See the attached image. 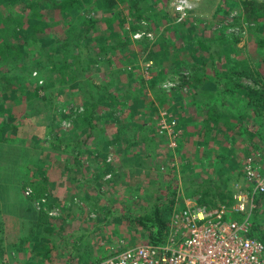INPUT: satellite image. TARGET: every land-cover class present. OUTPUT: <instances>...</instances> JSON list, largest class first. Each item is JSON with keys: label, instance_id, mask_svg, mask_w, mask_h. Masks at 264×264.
Wrapping results in <instances>:
<instances>
[{"label": "rangeland", "instance_id": "rangeland-1", "mask_svg": "<svg viewBox=\"0 0 264 264\" xmlns=\"http://www.w3.org/2000/svg\"><path fill=\"white\" fill-rule=\"evenodd\" d=\"M181 1L188 5L183 17L177 11ZM243 1L234 0V4H228L226 0H160L156 5L158 9L152 11L159 16L145 15L140 23L132 22L125 5L122 16L127 19L126 34L123 33L122 40L118 41L116 52H109L108 61L91 66L86 62L89 57L85 53L86 48H78L77 52L87 71V74L83 73V78L80 77L77 81L78 87L85 93L89 92L84 81L86 76L103 82L105 91L112 92L122 106V110L119 109L122 120L106 118L105 123L101 124L89 139V148L86 150L90 155L83 160L86 164L83 168H78L69 155L32 145L35 136L37 139L34 144L43 136L45 121L42 122L40 117L30 118L35 110L24 95L19 96V113L16 114L12 128L13 140L10 139L8 144L36 150L41 153L42 161L39 163L40 172L35 175L33 165H29L30 170H24L18 167L19 164L15 163L14 159H1L4 167L0 168V181L5 180L8 185L0 188V264H94L106 257L116 256L151 242L154 232L151 231L154 225L153 208L156 205L163 208V217L168 223L166 241L174 238L173 234L171 235V221L174 216L185 206L190 207L193 201L196 203L195 201L201 198L185 197L181 183L182 175L169 174L167 169L164 170L165 166L160 167L164 162L173 166V160L178 164L179 172H182L178 163L179 156L173 151L177 146L178 123L176 125V118L170 110L161 108L158 97L166 95L186 72L183 67H179L175 68L179 72L173 73L168 66L147 60L148 55L159 39L166 37L165 42H173L176 52L183 53L187 42L199 37L211 38L219 35L221 28L228 39L237 40V59H247L251 64L262 63L264 56L259 53L258 38L250 33L251 26L242 13ZM142 6L145 7L146 4L143 3ZM92 8L93 6H88L86 11H91ZM166 14L169 17L166 18ZM159 17L161 19H157ZM63 19L67 27L73 21L72 17ZM133 25L137 27L134 29ZM101 27L106 29L104 23ZM173 27L179 30L176 31ZM108 47L111 49V46ZM218 49L219 47L214 45L211 53L218 52ZM179 58V61H184L182 56ZM215 59L217 60L216 57ZM217 63L222 70L223 63ZM80 71L84 72L83 68L79 73ZM161 71L167 72L163 79H159ZM20 73L21 71L18 76L21 81L26 80ZM32 77L33 79L26 80L29 88L34 87L37 73ZM68 77L70 74L66 70L61 89L69 87ZM154 79L157 80L155 90L151 88ZM128 85L134 89H127ZM27 90L31 93V89ZM40 95L43 97L44 92ZM122 95H130V98H123ZM137 95H142L144 99ZM50 98L43 101L44 105L51 106L50 108L54 107L55 102L61 101L59 95H50ZM0 99L3 104L13 105L10 102L11 94H0ZM32 103L37 105L35 100ZM182 104L185 114L190 115L193 108L191 103L187 99L182 101ZM73 105V109L81 106L76 102ZM152 105L158 108L157 114L152 110ZM100 108L97 107V111ZM130 112H133L132 115ZM154 120L158 121L156 125L159 128V136H163L166 131L167 137L161 139V142H156L153 148L147 149L144 140L151 138L148 134L154 127ZM164 123L171 125L170 130H162ZM68 124L66 122L64 125ZM129 124L133 125V129L131 126L125 127ZM138 126L143 128L139 129ZM9 134L10 132L7 135ZM114 137L120 139L122 144L107 147V141L111 143ZM129 143L133 146L128 153ZM261 147L263 150L259 153V159L263 160L260 167L264 173V145ZM170 149L176 159L168 155ZM237 152L239 155L237 153L233 156L235 163H230V168L232 165L235 167L224 179L230 182L227 188L234 192V195L240 189L251 192L253 188L242 176L243 164L247 161L243 159L246 149H238ZM22 157L29 160L26 156ZM215 157L216 155L212 158ZM104 159L106 164L111 163L115 167L117 173L103 172ZM203 167L204 165L194 174L199 181L207 180L208 175L213 172ZM164 172V176L160 175ZM188 179H191V176ZM219 182L224 184L222 179ZM172 186H178L176 192L181 197L176 198L175 204H172L170 197ZM234 195L232 203L235 202ZM254 205L250 227L253 229L255 222L264 234V203L259 206L257 198ZM227 216L237 222H243L247 218L246 214L229 213ZM37 246L40 248L38 253L42 256H35Z\"/></svg>", "mask_w": 264, "mask_h": 264}, {"label": "trees", "instance_id": "trees-1", "mask_svg": "<svg viewBox=\"0 0 264 264\" xmlns=\"http://www.w3.org/2000/svg\"><path fill=\"white\" fill-rule=\"evenodd\" d=\"M159 1L0 0V94H11L10 102L13 104L8 106L0 99V168L4 167L1 159L7 157L16 160L18 167L24 170H30L29 165H33L35 175L40 172L41 153L25 146L21 148L8 144L10 139L13 140L12 128L13 122L16 121L20 95H24L35 110L33 115H29L30 118L40 117L42 122L45 121L43 136L34 144L37 139L35 136L32 145L69 155L78 168L86 165L83 160L90 155L86 150L89 148V139L93 137L96 129L105 123L106 118L122 120L119 112L122 106L112 92L105 91L103 82L86 76L84 81L89 92L85 93L78 87L77 81L80 77L83 78L81 75H86L87 71L77 50L86 48L85 53L89 55L86 62L91 66L105 63L108 61L109 52H116L118 41L122 40L123 33L126 34L127 19L122 16L125 5L132 22L140 23L145 15L159 16L152 12L158 9L156 5ZM226 1L228 4H234V0ZM143 3L146 4L145 7L142 6ZM88 6H93L91 11H86ZM242 8V13L251 26L250 33L258 38L259 53L264 56V0H244ZM167 14L166 18L169 17ZM64 17L73 18L70 28L65 25ZM102 23L106 29L101 27ZM134 25L132 27L135 29L137 26ZM173 29L179 30L176 27ZM219 30L220 34L211 38L199 37L187 42L183 53L176 52L173 42H165L166 37L159 39L147 59L164 67L168 66L173 73L179 72L175 69L179 67H183L186 72L166 95L158 97L161 108L170 110L176 118V125L178 123L177 146L173 151L179 156L178 163L182 172H179L178 164L173 160V166L164 162L160 167L165 166L164 170L167 169L169 174L182 175L181 183L185 197L201 198L196 200V203L193 201L192 206H185L178 214L198 207L214 209L219 205H228L229 213H232L230 206L235 203H232L234 192L227 188L230 182L224 179L235 167L232 165L230 168V163H235L234 154L238 153V149H246L243 159L252 158L259 165L260 162L263 163V160L259 159V153H262L261 146L264 145V61L251 64L247 59H237V40L228 39L224 31L222 32L221 28ZM214 45L219 47L218 52L211 53ZM108 46H111V49H108ZM180 56L184 58L183 62L179 61ZM217 61L223 63L222 70ZM81 68L84 72L79 73ZM66 70L70 74L67 78L69 87L61 89ZM20 71L26 80L33 79V74L37 73L34 87L29 88L26 80L21 81L18 76ZM166 73L161 71L159 79L165 78ZM156 85L157 80L154 79L151 88L155 90ZM27 89H31V93H28ZM127 89L133 90L134 87L128 85ZM43 92L42 97L40 94ZM50 95H59V99L61 97V101L55 102L53 108L43 102L48 100ZM137 96L144 99L142 95ZM122 97L129 99L130 95ZM187 99L193 106L190 107V115L185 114L182 104V101ZM33 100L37 105L32 103ZM74 102L81 106L73 109ZM97 107L101 108L97 111ZM151 108L157 114L158 108L154 105ZM132 113L130 112L131 115ZM66 122L69 123L68 126L64 125ZM156 122L158 121H153L154 127L149 130L148 135L151 138L148 136L150 139L144 140L147 149L153 148L156 142H161V139L167 137L166 131L163 136H159ZM127 126L133 129L132 124L125 125ZM113 144L121 145L122 141L114 137L111 143L107 141L106 146ZM132 146L131 143L127 144L128 153ZM171 150L168 155L173 158ZM214 155L216 157L212 158ZM22 156L28 157L29 160ZM173 159H176V156ZM106 163L104 159L103 172L117 173L111 163ZM202 165L203 168L213 171L205 181L194 177ZM166 172L160 175L164 176ZM169 174L166 175L167 181ZM190 176L191 179H188ZM220 179L224 184L219 182ZM6 185L8 184L5 180L0 181L1 189ZM13 188L16 189V186L13 185ZM172 190L170 197L172 204H175L176 198L181 197L176 192L178 186H172ZM257 198L259 206L262 205L264 194L258 195ZM153 212L154 225L151 231L154 232L151 242L164 243L168 223L163 217V208L156 205ZM253 225L255 227L251 229V236L264 243V234L255 222ZM36 249L35 256H42L38 253L40 248L37 246Z\"/></svg>", "mask_w": 264, "mask_h": 264}, {"label": "built area", "instance_id": "built-area-1", "mask_svg": "<svg viewBox=\"0 0 264 264\" xmlns=\"http://www.w3.org/2000/svg\"><path fill=\"white\" fill-rule=\"evenodd\" d=\"M178 4L177 11L183 17L188 5L184 1ZM165 124L162 130H170L171 125ZM246 160L243 176L253 185L252 191L240 189L230 206L232 214L247 215L243 222L227 216L228 205L188 209L172 219L174 238L169 242L142 244L94 264H264V244L251 236L250 227L256 197L264 194V173L254 159Z\"/></svg>", "mask_w": 264, "mask_h": 264}]
</instances>
